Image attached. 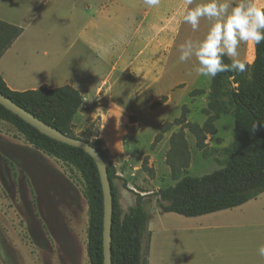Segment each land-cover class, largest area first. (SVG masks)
Wrapping results in <instances>:
<instances>
[{"label":"rangeland","instance_id":"rangeland-1","mask_svg":"<svg viewBox=\"0 0 264 264\" xmlns=\"http://www.w3.org/2000/svg\"><path fill=\"white\" fill-rule=\"evenodd\" d=\"M68 1L71 2L64 0V4H68ZM177 1H180L178 5ZM140 2L144 4V0ZM160 2L164 8L177 5L178 10L172 11V16L166 20L170 11H164L156 18L152 11L142 25V32L152 34L156 26L157 32H169V39L152 58L156 64L154 84L150 88L142 83L138 98L134 95L136 89L131 86L130 78H122L117 73L111 76L105 72L116 50L134 38L135 24L140 21L139 12L134 11V16L132 13L114 11L108 17L98 16L90 23L91 36L108 45V51H104L107 54L98 59L95 58L96 50L88 48L84 51L79 42L72 50H67L70 42L75 40L78 29L84 25L83 17L77 15V18L71 19L52 15L50 9L40 11L36 0H0V19L23 25L34 16V22L24 37L26 45L21 56L25 57L26 63L20 64L21 59L16 60L12 70L15 76L29 78L46 74L56 84L57 80L64 79V75H76L83 79L86 77L85 69H88V78L92 83L100 79L106 83L110 78L107 81L110 84H107L103 94L99 92L102 98L96 103L97 111L91 113L83 110L77 113L73 120L74 132L80 134L88 127V131L100 139L106 119L120 126L124 154L120 157L110 156L103 143L115 167L113 186L120 210L125 214L134 205L136 196L140 195L151 218L160 213L156 204L157 192L175 183L167 155L170 137L178 133L179 127L173 126L155 142L160 127L180 118L183 107L188 110L185 114L187 122L203 126L207 116L202 111L207 107L211 87V78L196 73L199 64L195 57L184 62L179 57L180 46L188 40L201 41L213 21L201 17L198 27L193 30L181 14L184 0ZM206 2L208 0H192L189 9ZM229 2L234 7L240 0ZM102 33L105 35L102 36ZM35 52L39 58L33 59ZM237 52V58L242 62L247 65L252 63L254 45L240 42ZM56 60L59 66L51 71V64ZM44 61L48 62L47 66H42ZM224 83L226 88L235 86L231 79H224ZM198 90L204 93L198 94ZM222 101L225 113L220 114L213 123L215 134L205 136L202 151L196 148L193 135L183 130L189 163L187 169L180 172V177H201L221 168L234 130L232 109L225 98ZM109 105L111 107L106 112ZM123 108L127 111L124 112ZM90 122H94L91 127L88 126ZM145 158L147 160L144 162ZM83 191L80 176L74 169L34 150L11 125L0 121V264H89L86 255L88 207ZM262 212L258 206L254 217L261 218ZM174 222L177 225L183 223L181 220Z\"/></svg>","mask_w":264,"mask_h":264},{"label":"trees","instance_id":"trees-1","mask_svg":"<svg viewBox=\"0 0 264 264\" xmlns=\"http://www.w3.org/2000/svg\"><path fill=\"white\" fill-rule=\"evenodd\" d=\"M21 33L20 27L0 20V58ZM231 61L230 57H223L225 64H231ZM246 66L247 70L243 73L226 71L211 78L207 107L202 111L207 116L203 126L187 122L185 114L188 110L183 107L180 118L160 127L155 142L173 126L179 127L178 133L170 137L167 155L175 183L157 192L156 204L162 212L188 218L199 217L239 207L264 193V42L254 45V59ZM224 79H231L235 86L226 88ZM196 92L204 93L203 90ZM0 93L41 122L66 136L85 141L98 150L105 161L111 185V264H147L149 213L144 208L143 196L137 195L134 205L122 214L113 186L115 167L102 141L88 131V127L80 134L74 132L73 120L83 102L81 94L69 85L13 91L6 86L1 76ZM223 98L232 109L234 130L221 168L201 177H180V172L187 169L189 163L183 130L193 135L196 148L202 151L205 148V136L215 134L213 123L220 114L225 113ZM0 121L11 125L34 150L60 161L79 174L88 207L86 255L89 264H103L102 193L91 158L80 149L40 134L2 106ZM93 125L94 122L88 124L89 127Z\"/></svg>","mask_w":264,"mask_h":264},{"label":"crops","instance_id":"crops-1","mask_svg":"<svg viewBox=\"0 0 264 264\" xmlns=\"http://www.w3.org/2000/svg\"><path fill=\"white\" fill-rule=\"evenodd\" d=\"M36 1L37 8L40 11L50 9L52 15L66 16L71 19L77 18V15L83 17L85 19L84 25L78 29L75 40L70 42L67 50H72L74 45L79 42L84 51L88 48L96 50L95 58L98 59L107 54L106 52L104 54V51H108V45L91 36L90 23L98 16L105 18L108 17L110 12L114 11L124 14L132 13L134 16V11L139 12L140 21L135 24L134 38L122 45L121 49L116 50L107 63L108 68L105 74L110 73V75H113L117 73L122 78H130L132 81L131 86L136 89L134 95L138 98V91L142 83L148 84L150 88L151 84H154L156 64L153 62L154 60L152 61V58L155 57L156 50L167 44L169 32L164 30L157 32L155 30L156 26H154L152 34L146 33V31L142 32V25L149 19L152 11L155 18L156 16L159 17L164 11H170L164 19L166 20L167 17L172 16V11L176 9L180 1H177L175 7L170 8H164L160 0L155 6L141 4L140 0H71V2L68 1V4H64V0ZM168 1L172 2V0ZM184 2V8L181 11L183 17L190 6L188 0H184ZM251 3L257 8L264 9V0H251ZM164 5L168 6L167 4ZM6 17H9V15H6ZM0 20L22 29L21 35L15 39L0 58V76L10 90L23 92L43 87L52 89L69 85L76 89L83 98L82 107L78 112L83 110L91 113L97 111L98 105L96 103L102 98L99 92L103 94L107 84H110V82H107L110 81V78L106 83L102 79L98 80L97 83H92V80L88 78V69H85L87 70L85 71L86 77L83 79H79L76 75L71 77L64 75V79L62 81L57 80L56 84H53L54 80L46 74L30 76L29 78L15 76L12 70L16 60L21 59L20 64L24 61L26 63L25 57L21 56L26 45L24 37L34 22V16L23 25L8 19ZM101 35L105 34L102 33ZM143 51L145 52L143 53ZM32 57L33 59L39 58L38 53L35 52ZM47 65V61L42 62V66ZM58 66L59 62L54 61L51 64V71L57 69ZM94 68L92 69L95 70L96 68ZM126 83H128V80H126ZM103 84H105L104 87H102ZM104 95L106 96V93ZM110 107V105L108 109L106 107V112ZM122 110L127 111L126 108ZM120 130V126L116 122L106 119L104 133L100 134V140L112 157H120L124 154ZM258 206L263 210L261 218L254 217V211ZM178 220L183 223L180 225L175 224L174 221ZM148 229L150 238L147 264H264V257H260L258 254V248L264 245V193L239 207L193 218L174 213H164L160 210V213L154 214L152 218L149 215Z\"/></svg>","mask_w":264,"mask_h":264},{"label":"clouds","instance_id":"clouds-1","mask_svg":"<svg viewBox=\"0 0 264 264\" xmlns=\"http://www.w3.org/2000/svg\"><path fill=\"white\" fill-rule=\"evenodd\" d=\"M144 3L155 6L159 0H144ZM188 3L191 4L192 0H188ZM201 17L213 23L201 41L188 40L180 46V61L195 57L199 64L196 73L207 78H214L226 71L245 72L247 66L237 58V49L240 42L252 45L264 42V9L254 6L251 0H240L234 7L229 0H208L188 9L183 20L196 30ZM224 56L233 58L231 64L223 62ZM258 254L264 257V245L258 248Z\"/></svg>","mask_w":264,"mask_h":264},{"label":"water","instance_id":"water-1","mask_svg":"<svg viewBox=\"0 0 264 264\" xmlns=\"http://www.w3.org/2000/svg\"><path fill=\"white\" fill-rule=\"evenodd\" d=\"M0 106H2L7 111L11 112L13 115L17 116L23 122L29 126L36 129L40 134L57 141L59 143L65 144L70 147L80 149L85 154H87L93 161L101 187L102 193V203H103V218H102V255L103 264H111V247H110V233H111V215H112V195H111V185L108 180L106 164L103 160L101 154L91 146L89 143L66 136L56 129L48 126L47 124L41 122L40 120L33 117L27 111L23 110L10 99L5 97L0 93Z\"/></svg>","mask_w":264,"mask_h":264}]
</instances>
